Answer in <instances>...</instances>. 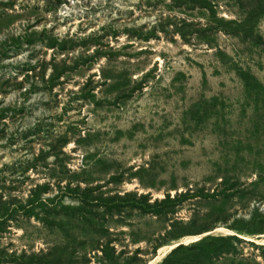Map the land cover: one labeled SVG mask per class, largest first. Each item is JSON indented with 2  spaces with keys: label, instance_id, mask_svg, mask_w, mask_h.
Masks as SVG:
<instances>
[{
  "label": "rangeland",
  "instance_id": "rangeland-1",
  "mask_svg": "<svg viewBox=\"0 0 264 264\" xmlns=\"http://www.w3.org/2000/svg\"><path fill=\"white\" fill-rule=\"evenodd\" d=\"M0 264H264V0H0Z\"/></svg>",
  "mask_w": 264,
  "mask_h": 264
}]
</instances>
